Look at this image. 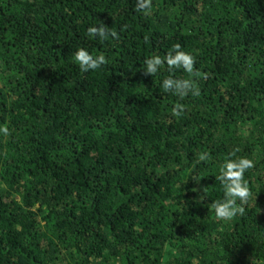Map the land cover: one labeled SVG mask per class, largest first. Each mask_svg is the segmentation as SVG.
I'll return each instance as SVG.
<instances>
[{"label":"trees","instance_id":"trees-1","mask_svg":"<svg viewBox=\"0 0 264 264\" xmlns=\"http://www.w3.org/2000/svg\"><path fill=\"white\" fill-rule=\"evenodd\" d=\"M177 44L199 95L144 73ZM0 125V264H264V0H0ZM229 154L254 167L223 222Z\"/></svg>","mask_w":264,"mask_h":264},{"label":"clouds","instance_id":"clouds-1","mask_svg":"<svg viewBox=\"0 0 264 264\" xmlns=\"http://www.w3.org/2000/svg\"><path fill=\"white\" fill-rule=\"evenodd\" d=\"M149 5L150 0H136V7L141 11H146ZM87 32L89 36L101 40L109 36L116 38L117 35L114 31H109L108 27L103 23L97 26H90ZM73 59L83 72L97 70L106 63V58L103 54L94 56L85 48H78L73 54ZM165 64L169 75L162 80L161 87L166 92H171L180 98H184L189 94L199 95V90L195 87L192 80L181 79L172 75L176 69H183L188 74L200 76L201 74L198 71L194 73L195 60L193 55L180 50V45L177 44L165 57L152 55L146 58L144 61V73L145 75L155 76L160 73ZM8 134L9 128L5 125H0V135L7 136ZM207 159V153L199 155L200 161ZM253 167V160L247 157H234L233 154H229L224 158L223 163L219 167V175L216 177L222 186L223 198L212 204V210H214L217 220L229 222L237 215L244 214L246 210L244 205L248 204L251 196L248 183L245 180V174Z\"/></svg>","mask_w":264,"mask_h":264}]
</instances>
